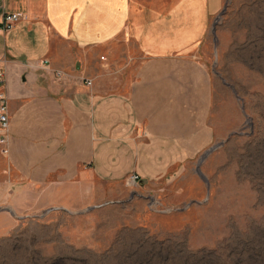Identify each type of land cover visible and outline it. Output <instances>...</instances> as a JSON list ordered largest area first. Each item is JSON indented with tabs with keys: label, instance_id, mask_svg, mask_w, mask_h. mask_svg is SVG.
I'll return each instance as SVG.
<instances>
[{
	"label": "crops",
	"instance_id": "crops-1",
	"mask_svg": "<svg viewBox=\"0 0 264 264\" xmlns=\"http://www.w3.org/2000/svg\"><path fill=\"white\" fill-rule=\"evenodd\" d=\"M224 4L0 0V20L21 16L0 34L10 119L0 235L13 212L92 205L95 177L106 184L142 162H184L214 144L201 53Z\"/></svg>",
	"mask_w": 264,
	"mask_h": 264
},
{
	"label": "rangeland",
	"instance_id": "rangeland-1",
	"mask_svg": "<svg viewBox=\"0 0 264 264\" xmlns=\"http://www.w3.org/2000/svg\"><path fill=\"white\" fill-rule=\"evenodd\" d=\"M201 57L214 144L95 177L92 205L13 212L0 264H264V0H225Z\"/></svg>",
	"mask_w": 264,
	"mask_h": 264
},
{
	"label": "built area",
	"instance_id": "built-area-1",
	"mask_svg": "<svg viewBox=\"0 0 264 264\" xmlns=\"http://www.w3.org/2000/svg\"><path fill=\"white\" fill-rule=\"evenodd\" d=\"M21 16L19 14H3L0 20V34H7L11 32L15 25L20 21ZM60 76L61 74L58 73ZM6 73L5 69H0V86L6 85ZM9 107L8 97L5 91L0 92V148L3 154L9 153ZM137 178V177H135Z\"/></svg>",
	"mask_w": 264,
	"mask_h": 264
},
{
	"label": "water",
	"instance_id": "water-1",
	"mask_svg": "<svg viewBox=\"0 0 264 264\" xmlns=\"http://www.w3.org/2000/svg\"><path fill=\"white\" fill-rule=\"evenodd\" d=\"M213 150V149H212ZM212 150H210V151H212Z\"/></svg>",
	"mask_w": 264,
	"mask_h": 264
}]
</instances>
